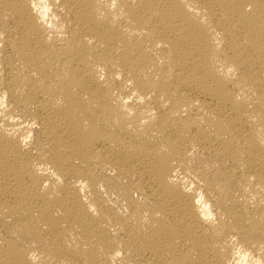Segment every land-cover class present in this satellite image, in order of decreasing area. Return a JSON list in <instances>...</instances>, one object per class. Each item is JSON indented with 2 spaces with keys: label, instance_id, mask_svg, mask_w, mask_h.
Masks as SVG:
<instances>
[{
  "label": "bare ground",
  "instance_id": "obj_1",
  "mask_svg": "<svg viewBox=\"0 0 264 264\" xmlns=\"http://www.w3.org/2000/svg\"><path fill=\"white\" fill-rule=\"evenodd\" d=\"M0 264H264V0H0Z\"/></svg>",
  "mask_w": 264,
  "mask_h": 264
}]
</instances>
